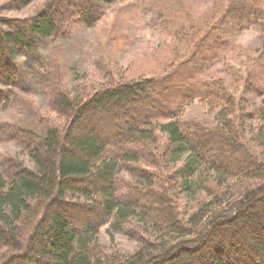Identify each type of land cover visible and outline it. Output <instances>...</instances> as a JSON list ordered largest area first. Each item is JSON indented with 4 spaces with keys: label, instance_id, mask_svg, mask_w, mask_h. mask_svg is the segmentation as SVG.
Masks as SVG:
<instances>
[{
    "label": "trees",
    "instance_id": "1",
    "mask_svg": "<svg viewBox=\"0 0 264 264\" xmlns=\"http://www.w3.org/2000/svg\"><path fill=\"white\" fill-rule=\"evenodd\" d=\"M125 1L130 9L145 0ZM113 2L45 0L35 16L0 18V108L28 91L18 55L54 115L42 131L8 133L33 166L0 171V264H264V0L166 11L167 71L70 91L61 58H44L38 45L93 27ZM151 3L162 12L163 0ZM251 29L253 56L226 62L232 37ZM218 62L222 75L207 73ZM193 103L213 112L210 125L182 121ZM122 171L133 181L119 192ZM193 187L202 195L184 218L176 197ZM132 219L151 224L154 240L129 255L103 253L100 227L129 234Z\"/></svg>",
    "mask_w": 264,
    "mask_h": 264
},
{
    "label": "rangeland",
    "instance_id": "2",
    "mask_svg": "<svg viewBox=\"0 0 264 264\" xmlns=\"http://www.w3.org/2000/svg\"><path fill=\"white\" fill-rule=\"evenodd\" d=\"M176 3L183 5V9L177 7ZM199 3L200 0H163V3L158 4L163 10L157 13L152 9L149 10V6L150 8L152 6L151 0L135 3L136 5L130 9L127 8L130 4L128 1L114 0L93 27L76 29L64 40L50 39L38 45V49L46 59L55 55L61 58L63 80L70 91L79 89L88 91L93 86L106 82L159 76L163 71L168 70V65L174 60L164 22L166 11L171 12L169 13L171 18L174 17L175 11L183 10L178 13L179 15H183V12L186 15L189 14L188 12L194 14L203 8ZM45 5V0H0V18L32 17L43 11ZM231 41L232 47L227 59H231L230 53L235 51L234 60L226 61L231 64H236L242 56L246 57L245 60L248 62L260 43L253 29L237 34ZM15 60L20 66L23 80L26 85L28 84V91L26 89L22 91L18 95V101L14 99L8 108H0L2 127L0 128V171L2 173L18 163L27 167L33 166L26 149L9 136V131L19 128L42 131L44 122L54 118L49 99L38 87L30 64L23 63L24 60L18 55L15 56ZM223 69L225 62L224 64L218 62L207 73L215 75L214 71H217L216 75L221 76L220 71ZM182 115V121H199L210 125L213 112L205 106L193 103L184 107ZM248 123L247 126L251 122ZM257 143L263 147L262 153L259 154L264 158V133ZM184 156L185 154L176 156L175 163L181 162ZM175 165L169 164L172 167L169 168L170 171ZM132 181L128 172H120L119 192L126 189L128 183ZM197 195H202V192L194 187L192 191L183 190L182 194L177 195L179 211L184 218L190 213L195 203L194 197ZM137 221L132 219L129 222L130 226L127 228L129 234H113L112 238L106 232L107 224L102 225L97 236L100 250L108 256H124L131 254L145 242H152L157 234L153 232L150 221L148 226ZM135 230L138 234H133Z\"/></svg>",
    "mask_w": 264,
    "mask_h": 264
}]
</instances>
